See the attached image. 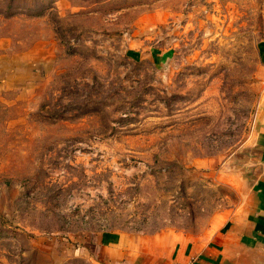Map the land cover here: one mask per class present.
Instances as JSON below:
<instances>
[{
	"label": "rangeland",
	"instance_id": "374dc122",
	"mask_svg": "<svg viewBox=\"0 0 264 264\" xmlns=\"http://www.w3.org/2000/svg\"><path fill=\"white\" fill-rule=\"evenodd\" d=\"M263 161L264 0H0V264L209 239Z\"/></svg>",
	"mask_w": 264,
	"mask_h": 264
},
{
	"label": "crops",
	"instance_id": "0c3cea01",
	"mask_svg": "<svg viewBox=\"0 0 264 264\" xmlns=\"http://www.w3.org/2000/svg\"><path fill=\"white\" fill-rule=\"evenodd\" d=\"M261 176L248 196L231 215L212 229L209 239L192 240L183 235L154 234L146 242L128 237L110 239L99 247L101 264H264V161ZM103 245V246H102Z\"/></svg>",
	"mask_w": 264,
	"mask_h": 264
},
{
	"label": "built area",
	"instance_id": "2783aa9c",
	"mask_svg": "<svg viewBox=\"0 0 264 264\" xmlns=\"http://www.w3.org/2000/svg\"><path fill=\"white\" fill-rule=\"evenodd\" d=\"M173 264H183V263H173Z\"/></svg>",
	"mask_w": 264,
	"mask_h": 264
}]
</instances>
